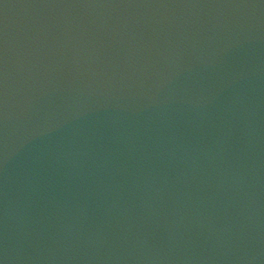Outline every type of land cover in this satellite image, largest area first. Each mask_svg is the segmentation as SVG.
<instances>
[{
    "label": "water",
    "instance_id": "95a60500",
    "mask_svg": "<svg viewBox=\"0 0 264 264\" xmlns=\"http://www.w3.org/2000/svg\"><path fill=\"white\" fill-rule=\"evenodd\" d=\"M2 264H264V0H0Z\"/></svg>",
    "mask_w": 264,
    "mask_h": 264
},
{
    "label": "snow or ice",
    "instance_id": "6c2138e0",
    "mask_svg": "<svg viewBox=\"0 0 264 264\" xmlns=\"http://www.w3.org/2000/svg\"><path fill=\"white\" fill-rule=\"evenodd\" d=\"M2 84H3L2 65H0V110H2ZM0 264H2V262H0Z\"/></svg>",
    "mask_w": 264,
    "mask_h": 264
}]
</instances>
